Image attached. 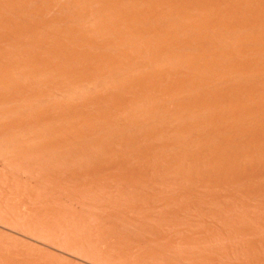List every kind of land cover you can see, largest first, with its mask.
<instances>
[{"label":"bare ground","instance_id":"obj_1","mask_svg":"<svg viewBox=\"0 0 264 264\" xmlns=\"http://www.w3.org/2000/svg\"><path fill=\"white\" fill-rule=\"evenodd\" d=\"M47 1L45 0V3L44 0L41 1L42 5L44 4L43 14L41 6H38L39 0H0V3L4 4L3 7L6 4L9 5V7H7L8 5L6 8L4 7L5 10L9 8L10 11L14 6H18L22 13V15L20 14L21 20L24 17L26 20L29 18L30 21L31 19L37 20L41 24L37 26L38 29L35 28L36 30L25 28L24 31L25 25L23 27L18 25L19 23H15L13 17L10 16L14 11L11 10L6 15L4 11L2 15L4 8L1 10L0 27L3 30H0V43L5 44L4 46L8 47H6V51H8H4L5 48L0 45V100L5 96L1 102L7 106L4 109L5 106L0 104L3 107V109L0 107V117H5L6 120L10 119V122H13V118L17 119L19 115L22 117L26 115L28 118L29 114L31 115L33 112L32 116L34 119L38 118L37 121L40 120L39 124L44 121L41 120L43 116L48 125L55 129L53 133L50 132L51 134L55 133L54 135L44 134L46 129L40 127L43 129L41 131L40 125L30 117L31 119H28L30 126L26 124L29 127L25 126L24 128H27L28 131L33 130L29 133L36 135L34 139L33 134L30 136L26 130L24 131L26 133L21 131L19 124L14 125L21 119H15L16 121L14 120V124H12L6 123L5 118L4 120L0 118V123L4 122L5 127L11 124L12 126L8 127L17 133L18 126L20 129L18 132H21L20 135L19 133L15 134L18 135L15 137L14 132L12 134L10 131L15 143L10 137L7 138L9 141L11 140V143L7 139L4 140L3 137L4 141L0 140L2 141L0 147L4 146V142L6 145L0 149L2 161L3 157L10 156L9 158H11L13 154H18L19 144L28 146L31 144L38 149L37 146L42 143L39 141L46 140L47 143L52 144L57 140L58 143V137H70L69 141L74 139L73 137L76 139L78 137L79 142H82L79 137L82 130L77 131V128L75 129L74 125H71L77 117L76 122L78 121L77 123L82 126H78L76 122L73 124L77 125L75 127H84V132L85 129L98 131L104 136L106 135V126L104 125L110 127L113 130H111L113 132L111 133L112 139L119 146L120 151L135 160L141 158L144 161L140 159L142 163L147 161L145 157H140L133 150L135 145L142 144L140 146L142 148L146 143L147 148L149 147L153 153L157 154L154 158L161 161L163 159L173 160L172 162L179 163L180 166L184 164L195 169L193 170L195 176L197 173L201 176L203 169H209L216 176H219L220 172L221 174L226 173L237 181L243 177L240 172L242 169H245L244 175L246 170L250 169L248 168L249 163L264 162V130L254 127L249 129L245 125L247 124L245 122L248 121L257 127L259 124L261 126L262 122L264 124V0H67L68 4L66 3V5L62 3L66 0ZM94 8H97V11ZM45 12L54 18L53 15H57V18L59 14L65 15V20L67 17V24H69L66 25L65 20L53 21L49 19L50 17H44ZM23 23H26L25 20ZM14 25L17 30L11 28ZM21 29L30 36L36 37V43L39 42L41 44L39 47L42 49L37 50L38 48L34 47L35 43L29 41L25 43L27 37L24 39V45L22 41L20 46H23L17 47L18 44L15 40L24 38ZM31 41L33 42L32 39ZM111 50L113 53L110 52ZM107 65L110 67L108 68ZM106 69L112 70L108 72ZM26 80L30 82L26 83ZM28 85L29 87L32 85L31 87L34 89L28 90ZM91 85L104 86L103 88L107 92L102 88L103 95L109 94L102 95L100 98L97 96V91L95 94L91 92L92 90L89 89ZM95 87L92 88L95 89ZM97 90L101 94V90ZM120 93L126 94L128 99L126 95L122 98ZM95 96L100 98V102L105 97L104 102L108 101V104L112 103L113 105L114 103L115 106H119L121 113L118 111L117 114L120 113V117L127 124L124 122L123 125V121L120 120L121 123L117 121L115 113L117 110L113 112V107H111L112 109L109 111L110 105L108 107H104V105V108H101L100 104L103 105V103H98ZM120 96L121 98H119ZM61 98L69 99L70 103L65 100L68 104L64 102L62 104ZM81 100L83 103L80 102ZM93 103L96 105L98 103L99 107ZM69 104L71 106H65ZM63 105L68 107L69 112ZM48 107H53L55 112L58 111L56 115L59 117L60 114L63 120L66 118V122L73 121L70 124L67 122V124L64 121L60 122L59 120L62 118L57 117L56 119L60 123L54 122L56 119L51 118L50 115L53 112L49 113ZM70 107L79 110L80 116H76L74 112L72 114L73 110ZM34 112L39 117L35 118ZM91 113L104 116L103 119L98 117V120L99 118L101 121L105 119L106 124L98 123L100 126L96 124L91 118L97 117H90L93 115ZM17 114L19 115L17 116ZM23 114L25 115L23 116ZM74 116H76L74 119H69ZM23 121H21L22 124H24ZM61 123L66 126L71 125V127H66ZM181 125L183 127L185 125L187 128L185 129ZM110 128L107 132L110 131ZM126 129L132 130L133 140L128 138L131 132ZM165 131L171 141L168 144H163L166 141L162 140L167 136L163 135ZM98 132L96 133L99 134ZM96 133L94 138L97 137ZM67 134L70 136L68 137ZM65 135L67 136L65 137ZM29 136L37 140V143L34 142L36 143L34 144L32 142L34 140L30 141ZM62 138L59 141L64 143L65 139ZM67 138L66 140H68ZM257 138L262 143L257 142L259 141ZM29 142L30 144H28ZM55 143L52 145L54 146ZM66 143L69 144L68 141ZM174 145L180 146L182 153L178 154L175 151L177 154H174L172 151ZM23 146L21 148H24ZM40 146V148L44 147V145ZM46 147L52 148L50 145ZM82 147L83 145H81V149ZM86 148L82 149L83 152L87 150ZM104 148L101 151V148L98 149L100 154L104 152L103 154L106 156L105 149L107 147ZM144 148L146 149V147ZM78 149L77 151H79ZM91 152L93 153V151ZM87 155L84 156L89 158L91 155L90 158H92V154L87 153ZM104 155H99V162L107 159ZM116 155L118 156V154ZM102 156L105 158L104 160H100ZM14 157L16 156L14 155ZM97 158H95L96 161ZM180 168L179 171L182 169ZM261 169L259 168L260 171L264 170ZM157 170L155 169V173ZM188 170L190 169L188 168ZM259 170L257 171L260 172ZM168 171L171 173L170 170ZM196 171L197 173H195ZM159 173L160 177L169 178H166L168 175L164 169L163 171L159 170L157 174ZM171 175L169 174V176ZM260 175L261 178H259ZM256 176L258 181L262 180V174H256ZM206 177H211V175ZM220 178L222 179V177ZM223 178L226 179V177ZM242 180L238 181L243 184L242 187H245L246 180ZM217 181L214 180L215 183ZM171 183L173 182L171 181ZM205 186L206 183H204ZM37 188L39 189V187ZM225 189L222 188V190ZM248 194L251 195L249 192Z\"/></svg>","mask_w":264,"mask_h":264},{"label":"rangeland","instance_id":"obj_2","mask_svg":"<svg viewBox=\"0 0 264 264\" xmlns=\"http://www.w3.org/2000/svg\"><path fill=\"white\" fill-rule=\"evenodd\" d=\"M41 1L43 0H39L38 6H41L40 8L44 14V4L42 5L43 2L41 3ZM49 1L51 0L47 2ZM59 1L60 0H55V2ZM62 3H64V5H66V3L68 4L67 0L62 1ZM0 5L2 6L0 8L1 16V10L4 7L6 8L8 4L4 7L3 3H0ZM7 7H9V5ZM5 8L2 10V15L4 11L5 15L11 12V10L14 11V13H10L11 15H9L13 17L15 23H19L18 25L22 27L25 25L23 30L25 28L27 30L38 29L39 27L37 26L41 25L37 20L31 19V22L29 18L26 20V18L22 17L21 20L20 14L22 15V13L18 6H14V10L10 7V11L9 8H7V12ZM94 9L97 11V8ZM46 14L45 12L44 17H50L49 19L53 21L65 20V15L62 16V14H59L58 18L56 17L57 15H53L55 16L54 18L52 15ZM23 18L25 22L28 23L27 25L23 23ZM67 21L68 19L66 17L64 21L66 25L69 24H67ZM11 28L17 30L15 25ZM0 30H3V28L1 29L0 27ZM23 30H20L21 34L24 33L23 40H15L18 45L14 44L17 47H22L24 45V39L27 37L25 43L27 41L35 43L36 45H33L38 48H36L37 50L42 49V47H39L41 44L39 42H37L38 44L36 43V37L30 36V34ZM22 41L23 45L20 46ZM0 45L5 48L4 51H6L7 46L1 43ZM110 52L113 53L112 50ZM104 67L106 68V65ZM107 67L109 68L110 66L107 65ZM106 70L111 72L112 69ZM106 70L105 72H107ZM26 81V83L30 82L28 80ZM29 85L28 90L32 91L34 88L31 87L32 85L29 87ZM92 87L95 86H89V89L92 90L91 92L95 94L97 91V96H100V98L104 91L107 92V90H104V86H97L95 89ZM97 89H99V91L101 90V94H99ZM107 94L109 93H106V95ZM120 94H122V98L127 96L124 93ZM117 95L119 96V94ZM97 96H95V98H97ZM121 96L119 98H121ZM3 97L5 98V96ZM104 98L105 97L101 99V102L98 98V100H95L98 101V103H103V105L100 104L101 108L104 105V107L110 105L108 107L110 111L112 109L111 107H113V112L117 110L115 112L116 116L120 117V107L116 105V108L114 103V106L112 103L108 104L107 100V102H104ZM61 99L62 104L63 102L65 104L70 103L69 99L66 100L67 98ZM65 100L68 101V103ZM82 100L84 101V98ZM82 100L80 101L81 103H83ZM2 102L0 103L1 105L3 104ZM98 103L97 105L93 104L99 107ZM1 105L0 107L2 109V106H5L4 109H6L7 106L5 104ZM46 105L48 106V104ZM65 106L69 107L71 105ZM68 107H65L67 108L66 111L69 110ZM48 108L49 113L51 111L53 112L52 115H50L51 118L53 117L56 119L58 117L56 115L58 111L55 112L53 107ZM70 109L73 110H71L72 114L74 112L76 116H80L79 110L73 107H70ZM118 111L120 112L119 114H117ZM32 113L31 115L29 114V116L27 115L28 118L25 114H23V116L25 115L24 117L17 114L19 118L15 119H21V121L30 120V117L34 119ZM54 113L56 116L53 115ZM35 114L34 112V115ZM37 114L40 115L38 112ZM92 114L93 113H91V115ZM93 115L90 117H97L91 118L96 124H106L105 119L103 120L105 123L101 121V119L105 118L104 116H100L98 113ZM37 116L35 115V118ZM76 116L70 117L69 119L72 120L71 118L74 119ZM42 117L41 120L44 121L41 122L43 124H39L40 120L37 121L38 118L34 119L36 120L35 122L40 125L39 128L44 127L46 129L44 130V134L49 135L50 132L53 133L55 131L54 127L48 125L45 117H43V119ZM98 117H101V119L99 118L98 120ZM117 117V121H123L121 117ZM4 118L2 120H4ZM58 118H62L60 114ZM15 119L13 118L12 121L14 122ZM75 119L74 121L72 120L74 123L78 118ZM29 120L26 123L23 121L24 124L18 120V122L16 121L14 124L10 122V119L6 120L5 118L6 123L10 122L14 125L17 123V125H20L21 131L23 130L24 132L26 130L28 133L30 131L33 132V130L28 131L27 128H24L29 125ZM65 120L66 118H64V120L62 118L59 121H64L65 123ZM59 121L56 119L54 122L60 123ZM72 121L67 122L70 124ZM121 121L119 123H121ZM73 122L71 125H74L77 131L82 130L80 131L81 135L79 134L82 142H79L80 139H78V137L76 139L72 135L71 137L74 139H72L73 141L71 139L69 141L70 135L67 134L69 138L66 137L67 135H65V137L68 140L58 137V143L57 140L56 143L52 142V144L55 143L54 146L51 143H47L46 140L39 141L42 142L40 145H44V147L42 146V148H40V145H36L38 149L31 146L30 142L28 143L30 144L29 146L19 144L18 147L21 154L19 152L18 154L12 153L13 156L15 155L16 157H3V161L0 157V264H264V162L261 163L260 161H256L258 163H249L250 165L248 164V168L250 169L246 170L245 175L243 173L245 169L240 171L243 177L238 180H246L247 186L242 187V183L238 180L236 181L232 176L229 177L230 175L226 173H216L219 174L217 177L215 173L213 174L212 171L210 172V170L206 168L207 170L203 169L201 171V176L198 175L197 171L195 172L197 173L195 176V174H193V170L195 169L184 164L180 163L181 166L183 165L181 167L179 163L176 162L177 165L175 162H172L173 160L166 159L167 162L163 159L166 161V164L163 160L161 161L158 160V158H154L157 154H155V152L153 153V150L149 147L147 148L148 145L146 143L147 146L144 144L142 148L140 147L142 144L133 147L135 153L137 152L140 157L146 158V164L142 163L143 160L141 158L142 161L137 157V160H135L128 154L125 155L124 152L120 151L121 149L112 139L111 133H113V130L107 125H104L106 126V135L102 136L98 131H87L85 129L84 132V127H81L82 129L80 127H75L77 125L82 126L77 123L78 121L76 122L77 125L73 124ZM124 122L125 121L122 122L123 125ZM245 123H247L245 125L249 129H253L254 127L255 129L259 128L264 130L263 122L261 126L259 124L258 127L249 121ZM0 124L4 126L5 123L3 122ZM125 124L127 123L125 122ZM10 125H7V127H5V125V128L2 126V128L0 127V140L2 137L4 140H8L9 138L7 137H10L12 141L14 140L12 135L14 130L8 127ZM62 125L66 126V124ZM71 125L66 127H71ZM109 128L110 131L107 132ZM183 128L186 129L187 127L184 125ZM16 130L17 133H15V131L14 135L19 133L18 131L20 129L18 126ZM42 130L43 129H41V131ZM126 131L129 130L126 129ZM7 132H9L10 135L9 133L7 134ZM51 133L50 135L55 134ZM95 133L98 138H94ZM31 134H33V138L34 136L36 138L34 133ZM130 135H128V138L130 137V139L132 138L131 140H133V132H131ZM143 135H145V133H143ZM163 135H167L166 131L163 132ZM17 136L15 135V137ZM30 136V141L35 139L32 137L30 138ZM91 136L93 137L91 138ZM60 138L63 140L65 139L64 143L59 141ZM164 138L162 140L163 142L166 141V143L163 144L171 142L168 135L165 139ZM254 140H256V138H254ZM258 140L257 142L262 143L260 139ZM66 141H68L69 144H65ZM0 142L2 143V141ZM8 142L11 143V140H8ZM32 142L37 143V140ZM70 142H72V144H70ZM13 143L15 142L13 141ZM74 144L76 145L74 146ZM21 145L24 148H21ZM45 145H50L56 150L46 147ZM81 145H83L82 149L84 145H86L87 148L86 146L85 148L87 150L83 152L85 148L82 150ZM4 146H6L5 142ZM4 146L1 145V147ZM100 146L107 147V150L103 148L109 154L105 152V156L103 154L104 152H101V154L107 158L105 160L107 163L105 161H102L103 163L99 162V157L101 156L100 151L103 150ZM1 147L0 149H3ZM144 147H146V149ZM98 148H101L100 151ZM77 149L79 151H77ZM88 149L93 151V153ZM172 151L174 154L182 153L178 145H174ZM175 151L177 153H175ZM86 152L89 155L92 154V158H90L91 155L88 158ZM141 153H143L142 156ZM85 154L87 156H84ZM116 154H118V156ZM114 155L116 158H112ZM94 157L98 160L96 161ZM104 157L102 156L100 160H104ZM159 159L161 158L159 157ZM179 168L181 169L180 171ZM184 168L185 170H183ZM188 168L190 170H188ZM259 168H262L261 170L263 171H260ZM155 169H158L156 173ZM163 169L167 172L168 176L166 178L169 177L173 180L169 178L164 179L163 176L160 177V173L157 174L159 170L163 171ZM168 170H170L171 173H169ZM176 171L179 172L177 173ZM168 173L172 175L169 176ZM191 173L195 179L193 176L192 179ZM208 173H211L210 175L211 177L213 175L214 179L213 177H206L207 175L210 176ZM256 174H262V180L258 181ZM246 176L250 177L247 178ZM220 177H222V179ZM223 177H226V179ZM259 178H261V175ZM215 179L218 180L217 183L214 182ZM212 180L214 185L212 184ZM171 181L173 183H171ZM204 183H206L205 187ZM239 184L241 185L239 186ZM189 185H192V187ZM37 187H39L40 190ZM222 188L226 189L222 190ZM248 192L251 195H249ZM91 238H93L92 241Z\"/></svg>","mask_w":264,"mask_h":264}]
</instances>
